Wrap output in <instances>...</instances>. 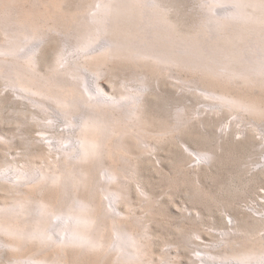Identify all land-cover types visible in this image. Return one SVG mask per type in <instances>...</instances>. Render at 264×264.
<instances>
[{"label": "bare ground", "instance_id": "obj_1", "mask_svg": "<svg viewBox=\"0 0 264 264\" xmlns=\"http://www.w3.org/2000/svg\"><path fill=\"white\" fill-rule=\"evenodd\" d=\"M210 4L211 11L224 4L237 6L209 17L225 44L246 39L249 22L264 27V16L252 18L246 8L264 9V0ZM89 6V16L80 24L78 8L70 0H0V31L14 39L10 45L0 43V76L19 97L16 101L27 105L16 109L17 122L27 117L54 127L63 118L68 125L44 137L46 148L30 150L22 168L13 157L8 166L15 170H0V259L8 253V264H148L145 232L130 210L129 160L157 149L147 140L157 117L150 118L144 109L151 84L140 76L134 90L127 88L121 97H113L101 81L106 71L113 81L117 68L133 66L143 77H160L175 66L196 75L202 86L197 89L217 100L216 113L264 115V95L254 92L264 83L258 77L264 73V61L249 64L240 50L209 51L162 14L159 0H94ZM50 29H75L67 34L74 37L71 50L77 54L58 50L56 68L43 74L38 51L49 40ZM21 36L25 42L16 40ZM180 40L190 41L193 48L177 50ZM8 53L19 58L10 62ZM128 79H122L124 87ZM40 132L46 135L49 130ZM157 139L162 143V132ZM177 140L184 159L187 152L196 153L185 139ZM0 141L8 144L2 133ZM65 143L69 146L61 145ZM196 154L208 159L213 151ZM141 193L146 191L141 188ZM222 208L227 212L226 205ZM255 217L259 224L251 234L227 240L228 247L218 254L220 264H264V214ZM200 264L210 263L202 258Z\"/></svg>", "mask_w": 264, "mask_h": 264}, {"label": "rangeland", "instance_id": "obj_2", "mask_svg": "<svg viewBox=\"0 0 264 264\" xmlns=\"http://www.w3.org/2000/svg\"><path fill=\"white\" fill-rule=\"evenodd\" d=\"M159 1L162 14L175 20L178 28L187 32L188 37L191 34L192 38L198 39L209 51L217 52L216 49L220 48L240 50L242 59L248 60V63L264 61V27L256 21L249 22L248 35L244 40L225 44L218 39L221 30L209 17L230 12L237 7L235 4H224L211 11L212 0ZM70 2L74 9L78 8L76 21L80 24L85 22L89 16V5L94 0ZM246 8L252 18L264 16L263 8L253 5ZM73 31L67 33L71 35ZM49 33V40L42 43L38 51V69L43 74H51L56 68L60 49H65L68 56L77 54L71 50L74 37H69L64 31L50 29ZM17 39L21 40L22 36ZM13 41L3 30L0 31V43L10 45ZM180 42L175 45L177 50L192 47L190 41ZM29 46L28 43L25 47ZM25 47L21 50L25 51ZM8 54L5 57L11 58L10 62L19 58L16 53ZM128 67L115 69L117 76L113 77V81L111 73L106 71L101 81L106 92L113 97H121L127 88L134 90V86L140 85V76L149 79L151 84L144 109L148 116L152 115L150 118L157 117L152 119L150 127L153 135L147 139L157 149L139 158L132 156L129 160L133 203L130 210L145 232L148 247L145 258L148 264H200L202 258L210 264H220L222 259L218 258V254L228 247L227 240H242V236L251 234V230L259 224L255 216L264 214V115L245 113L241 117L231 111L216 113L217 100L197 89L200 83L195 80L196 75L188 73V70L181 71L174 66L160 77L154 73L143 77L135 71V67ZM128 77L124 87L122 81ZM258 77L264 78V73ZM183 81L188 84L187 87L176 86ZM254 92L264 95V83L255 86ZM18 98L14 90L7 86V80L0 76V133L8 141V144L0 141V170L7 167L15 170L13 166H8L9 159L13 157L19 159L18 166L22 168L31 157L30 150L46 148L45 136L57 135V132L68 128L63 118L54 127L40 126L27 117L17 122L19 115L16 109L27 107L16 101ZM41 129L49 132L44 135ZM160 132L162 143L157 139ZM65 136H68L66 132ZM180 137L196 153L210 149L213 155L200 160L196 153L187 152L189 156L184 159V152L177 143ZM54 141L59 144L60 138ZM61 145L69 146V143ZM182 159L186 161L183 169L179 164ZM141 188L146 194L141 193ZM225 205L227 212L222 210ZM7 258L8 253H3L0 264H8Z\"/></svg>", "mask_w": 264, "mask_h": 264}]
</instances>
